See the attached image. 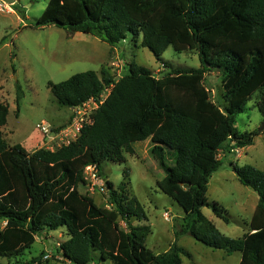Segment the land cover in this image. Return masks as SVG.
Segmentation results:
<instances>
[{"label": "trees", "instance_id": "obj_1", "mask_svg": "<svg viewBox=\"0 0 264 264\" xmlns=\"http://www.w3.org/2000/svg\"><path fill=\"white\" fill-rule=\"evenodd\" d=\"M48 25L92 33L111 46L130 36L141 38V46L159 61L168 46L177 52L196 49L202 65L157 77L148 67L132 64L118 80L102 68L50 82L59 105L71 108L91 98L100 101L112 86L76 138L55 149L30 152L20 143L10 145L2 130L9 104L0 100V221L6 222L0 255L17 256L46 228L65 226L68 238L61 251L75 264H89L96 254L115 264H183V247L174 243L156 253L146 245L150 226L132 222L147 214L129 193L128 170L117 188L107 181L112 207L80 190L88 165L103 175L104 162H125L131 144L150 137V151L166 172L158 186L186 213L181 231L210 248L240 251L239 264H264L263 169L232 163L239 180L259 197L241 237L222 233L201 210L208 203L210 177L222 162L220 150L226 144L246 147L260 132L240 130L236 117L256 93L255 105L264 117V0H49L37 21ZM212 70L222 78L224 108L205 86V73ZM22 95L19 87L18 105ZM161 116L167 126L153 130L152 119ZM213 208L221 216L219 206Z\"/></svg>", "mask_w": 264, "mask_h": 264}, {"label": "rangeland", "instance_id": "obj_2", "mask_svg": "<svg viewBox=\"0 0 264 264\" xmlns=\"http://www.w3.org/2000/svg\"><path fill=\"white\" fill-rule=\"evenodd\" d=\"M49 0H0V100L9 104L7 123L3 126L4 137L10 145L20 143L31 150L34 146L55 149L76 138L77 126L69 127L54 137L46 135L38 128L45 122L52 129L61 132L69 126L75 112L71 107L60 106L50 89V82H60L71 75L95 70L101 73L108 70L115 79L129 71L130 66H145L160 77L174 68H191L202 65L196 49L177 52L168 46L159 61L153 52L141 46V38L132 36L115 46L92 33L71 31L57 25L37 26ZM205 86L212 99L224 108V86L219 71L205 73ZM23 95L17 104L18 88ZM112 86L102 92L107 97ZM259 93L254 94L246 105V110L236 117V124L242 131H255L261 126L264 117L255 105ZM83 114L89 122L97 109L93 101H88ZM168 119L154 117L153 130L167 126ZM151 138L131 144L133 152L125 151L126 161H106L103 175L93 177L86 170L87 182L80 190L92 195L102 206L112 207L109 200L107 181L114 182L117 188L124 179V171L129 173V193L136 196L143 205L147 219H134V224L150 226L146 245L156 253L168 250L174 243L183 247V264H239L241 252L226 253L223 249H213L196 240L191 234L182 232L185 216L183 207L159 186L158 180L166 172L152 155ZM169 151V150H168ZM168 163H173V154L168 152ZM222 160L213 172L208 186V203L203 205L202 213L216 227L229 237H241L248 230V223L258 203V194L250 186L243 184L233 170L232 163L252 164L264 170V130L257 133L252 144L244 147L228 144L219 152ZM219 206L221 216L213 205ZM168 213V216L166 214ZM227 217V219L224 218ZM0 221V229L3 227ZM126 228V223L120 220ZM68 238L67 227L46 228L36 237L31 247L12 257L0 255V264H75L61 251V243ZM33 258H36L33 260ZM89 264H115L111 260L100 261L98 254Z\"/></svg>", "mask_w": 264, "mask_h": 264}, {"label": "built area", "instance_id": "obj_3", "mask_svg": "<svg viewBox=\"0 0 264 264\" xmlns=\"http://www.w3.org/2000/svg\"><path fill=\"white\" fill-rule=\"evenodd\" d=\"M3 5L2 3H0V8H2ZM105 98H101L100 101H96L94 100L93 98L89 99L88 101H93L96 106L98 107L99 106V103L100 102H103ZM87 102H85L83 105L81 106H77V107H73L72 110L73 112H75V116L73 117V121L71 123V126H77V130L79 131L81 126L83 125L82 121H84V117H83V114L82 113H85V112H82V111H85V107L87 105ZM91 120V119H90ZM38 128L42 130V132L46 135H53L54 137H57L58 135H62V132H56L54 129H52L51 126H49L48 124H46L45 122L41 123L40 125H38ZM86 170H91L93 172V177H97V172H95L97 169L95 168V166L93 165H88ZM166 216H168V213L166 214Z\"/></svg>", "mask_w": 264, "mask_h": 264}, {"label": "crops", "instance_id": "obj_4", "mask_svg": "<svg viewBox=\"0 0 264 264\" xmlns=\"http://www.w3.org/2000/svg\"><path fill=\"white\" fill-rule=\"evenodd\" d=\"M73 121V120H72ZM72 121H71V123H72ZM71 123L69 124V126L68 127H66V128H64V129H61V132L63 133L64 131H66V129H69V127H72L71 126ZM2 130H3V127H2ZM59 132V131H58ZM41 146L39 145V146H34L33 147V149H31V150H29V149H27L28 151H30V152H33V151H35L36 149H38V148H40ZM47 148V147H46ZM245 148V147H244ZM50 149V148H49ZM257 206V205H256ZM256 208V207H255ZM4 224H3V226L6 224V222H3ZM2 228V227H1Z\"/></svg>", "mask_w": 264, "mask_h": 264}, {"label": "water", "instance_id": "obj_5", "mask_svg": "<svg viewBox=\"0 0 264 264\" xmlns=\"http://www.w3.org/2000/svg\"><path fill=\"white\" fill-rule=\"evenodd\" d=\"M9 2H13V0H8ZM264 130V120H263V122H262V124H261V126L259 127V129H258V131H263Z\"/></svg>", "mask_w": 264, "mask_h": 264}]
</instances>
